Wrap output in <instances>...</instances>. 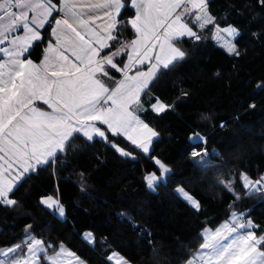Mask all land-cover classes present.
I'll use <instances>...</instances> for the list:
<instances>
[{
    "label": "trees",
    "instance_id": "16d2710c",
    "mask_svg": "<svg viewBox=\"0 0 264 264\" xmlns=\"http://www.w3.org/2000/svg\"><path fill=\"white\" fill-rule=\"evenodd\" d=\"M208 11L221 28L237 29L232 43L239 54L220 47L206 29L198 41L184 38L186 58L151 86L152 96L174 105L160 115L141 114L158 133L149 155L170 170L155 191L145 184L146 174L159 175L154 159L124 138L113 139L135 159L99 139H78L54 166L38 168L17 185L15 207L0 206V248L21 243L31 225L33 236L63 243L87 264H112L106 257L113 253L130 264H185L200 248L203 230L233 211L264 233V190L248 194L238 179L241 172L253 180L264 173V4L208 0ZM132 14L130 8L122 12L125 20ZM124 36L130 39L132 31ZM40 51L38 44L31 57ZM193 133L204 142L192 141ZM193 148L206 149L202 161L190 155ZM218 178L234 180L239 199ZM177 187L199 202V211L175 194ZM43 195L59 200L63 219L41 205ZM85 230L94 245L81 237Z\"/></svg>",
    "mask_w": 264,
    "mask_h": 264
},
{
    "label": "snow or ice",
    "instance_id": "6c2138e0",
    "mask_svg": "<svg viewBox=\"0 0 264 264\" xmlns=\"http://www.w3.org/2000/svg\"><path fill=\"white\" fill-rule=\"evenodd\" d=\"M127 8L134 14L125 20ZM129 29L131 40L124 36ZM206 29L217 40L221 33L239 35L236 28L216 23L208 0H0V206L15 207L17 185L38 168L54 166L59 154L78 147V139H99L135 159L113 139L124 138L149 155L158 133L141 114L160 115L174 107L152 96L151 86L186 58L180 46L184 38L198 41ZM44 31L50 38L37 63L31 51L44 41ZM220 46L239 54L230 40ZM191 139L204 142L198 133ZM190 155L204 158L195 148ZM149 158L159 175L149 173L145 182L155 191L170 170ZM238 179L248 194L264 190V176L253 180L241 172ZM218 183L239 199L234 180L218 178ZM175 194L199 211V202L183 187ZM40 203L64 217L53 196ZM31 227L26 226L21 243L0 248V264H84L63 243L57 247L33 236ZM257 228L233 212L229 222L201 234L200 250L187 264H264V233L257 234ZM84 240L95 244L91 232ZM106 259L130 264L116 253Z\"/></svg>",
    "mask_w": 264,
    "mask_h": 264
},
{
    "label": "rangeland",
    "instance_id": "374dc122",
    "mask_svg": "<svg viewBox=\"0 0 264 264\" xmlns=\"http://www.w3.org/2000/svg\"><path fill=\"white\" fill-rule=\"evenodd\" d=\"M233 27V26H232ZM213 37H215V39H216V41L217 42H219V43H221V41H219V40H217V38H216V36H215V33H214V36ZM220 38H222V39H225V41H227V40H230L231 42L233 41V39L235 38H233V37H229V36H227V34L226 33H221V36H220ZM194 134H197V133H193V134H191V136L190 137H193V135ZM192 141H198V140H193V139H191ZM130 143V142H129ZM147 175V174H146ZM261 176H264V173L261 175ZM145 184H146V182H145ZM147 187V186H146ZM258 188H259V186H257ZM148 188V187H147ZM149 189V188H148ZM259 191V190H258ZM256 192V191H255ZM48 196H51V195H43V196H41V198H40V201H41V199H43V198H47ZM187 202V201H186ZM188 203V202H187ZM42 205V204H41ZM191 205V204H190ZM44 208H46L47 210H49L50 212H52L54 215H56V217H58V218H60V219H63L64 217H65V214H64V217H60L59 216V214L58 213H56L55 212V210H54V208H52V209H50V208H47L46 206H44V205H42ZM234 212V211H233ZM233 212H231L230 213V215L228 216V218L227 219H225L224 221H222V222H220V223H218V224H216V225H214V226H212V227H206L204 230H203V232L205 231V230H210V231H214L216 228H218V227H220V226H222L223 224H225L226 222H229V220H230V218H231V216H232V213ZM88 232H91L90 230H85V231H83L82 232V234H81V237L83 238V240H84V234L85 233H88ZM202 232V233H203ZM92 233V232H91ZM37 238V237H36ZM85 241V240H84ZM86 242V241H85ZM89 244V243H88ZM6 248V247H5ZM70 250V249H69ZM200 250V248L197 250V251H199ZM260 250H264L263 249V247L260 249ZM71 251V250H70ZM117 254V253H116ZM195 254V253H194ZM194 254L192 255V257L194 256ZM119 255V254H118ZM109 256V255H108ZM119 256H121V255H119ZM122 257V256H121ZM192 257H191V259H192ZM112 264H116V262H115V260H113V261H110ZM84 264H86V262H84ZM196 264H199V262H197Z\"/></svg>",
    "mask_w": 264,
    "mask_h": 264
},
{
    "label": "crops",
    "instance_id": "0c3cea01",
    "mask_svg": "<svg viewBox=\"0 0 264 264\" xmlns=\"http://www.w3.org/2000/svg\"><path fill=\"white\" fill-rule=\"evenodd\" d=\"M133 14H134V10H133ZM132 14V15H133ZM132 31V30H131ZM44 37H45V39H44V41H42V42H40L39 43V45H40V48H41V51H40V53H39V57L37 58V59H34V58H32L31 57V59H33V61H35V62H37V63H39V61H40V59H41V56H42V54H43V48L46 46V44H47V40L50 38L49 36H48V32L47 31H44ZM133 35H134V33L132 32V37H130V39H128V40H131L132 38H133ZM213 36H214V34H213ZM213 40L220 46V43L219 42H217L216 41V39H215V37H213ZM219 41H225V39H222V38H220V40ZM221 47V46H220ZM224 50H226V48H224V47H222ZM116 76H117V78H120V74H116ZM41 107H44V108H46V106H43V105H41ZM36 237V236H35ZM38 238V237H37ZM15 245V244H14ZM14 245H11V246H14ZM8 247H10V246H8ZM66 247V246H65ZM5 248V247H4ZM67 248V247H66ZM68 250H69V248H67ZM197 252H199V251H196L195 252V254L197 253ZM80 258V257H79ZM193 258V257H192ZM81 259V258H80ZM83 262H85L83 259H81ZM198 262V261H197ZM196 262V263H197ZM87 264V263H86ZM185 264H187V262L185 263Z\"/></svg>",
    "mask_w": 264,
    "mask_h": 264
},
{
    "label": "built area",
    "instance_id": "2783aa9c",
    "mask_svg": "<svg viewBox=\"0 0 264 264\" xmlns=\"http://www.w3.org/2000/svg\"><path fill=\"white\" fill-rule=\"evenodd\" d=\"M196 149V148H195ZM197 151H200V152H203V149H196ZM191 151H192V149H191ZM191 151H190V153H191Z\"/></svg>",
    "mask_w": 264,
    "mask_h": 264
}]
</instances>
